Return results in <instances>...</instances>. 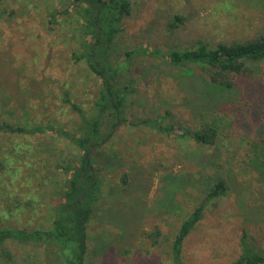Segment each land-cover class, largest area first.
Returning a JSON list of instances; mask_svg holds the SVG:
<instances>
[{"label":"rangeland","instance_id":"obj_1","mask_svg":"<svg viewBox=\"0 0 264 264\" xmlns=\"http://www.w3.org/2000/svg\"><path fill=\"white\" fill-rule=\"evenodd\" d=\"M133 3L117 41L120 62L137 48L167 53L199 42L215 46L264 34V0ZM67 7L60 0H6L0 6V107L13 109L12 119L73 128L79 118L63 102L66 93L87 110L98 98L100 83L84 62L72 57L80 51L79 21L65 15L50 23L51 12ZM176 15L184 22L169 31ZM133 65L130 76L138 92L129 101L131 122L104 151V198L89 224L85 263L172 264V240L200 205L204 218L185 242V264H234L243 255L245 234L246 242L264 255V63L253 80L240 81L215 99L205 94L206 76L200 69L187 75L150 57H139ZM207 114L223 126L215 147L136 124L158 119L164 127L197 129ZM33 139L43 140L24 137ZM12 146L0 133V155ZM21 166L22 175L0 176L6 181L0 178V229L45 227L52 217L53 188L47 196L39 181L45 165L39 163L35 177L28 176L33 173L29 162ZM215 177L224 178L229 189L222 199L210 201L206 188ZM16 197L41 205L35 212L18 210L9 217L8 201L15 203ZM9 248L18 261L28 252L33 264L45 258L39 248Z\"/></svg>","mask_w":264,"mask_h":264},{"label":"trees","instance_id":"obj_2","mask_svg":"<svg viewBox=\"0 0 264 264\" xmlns=\"http://www.w3.org/2000/svg\"><path fill=\"white\" fill-rule=\"evenodd\" d=\"M5 1L0 0V6ZM63 1L68 7L51 12L50 23L65 15L79 21L80 51L73 53L72 57L75 63L84 62L100 83L98 98L87 110L66 93L63 102L79 118L78 125L73 128L12 119L10 113L13 109L0 107V133L13 144L10 150L5 148L0 155V176L5 173L8 176L11 173L22 175L21 164L24 162L27 166L29 162L33 173L28 176L35 177L38 165L42 163L45 166L43 173L40 171L42 176L39 181L46 189V195L49 194L48 189L53 188L50 196H54V199L50 198L54 207L49 225L35 229H0V260L4 264H33L31 252L18 261V256L9 248L10 244L20 249H42L45 253L42 264H86L89 224L104 198V151L119 130L131 122L128 118L129 101L138 92L135 80L130 76L135 60L139 57L162 59L187 75L200 69L206 76L205 94L212 98L235 89L240 81L253 80L264 63V34L244 42L215 46L199 42L195 48L167 53L158 49L148 51L137 48L127 51L126 60L120 62L117 41L124 32V20L132 14L133 0H60ZM183 22L184 18L176 15L168 25L169 31L178 29ZM136 124L193 140L201 147L217 146L223 130L221 122L217 118L210 119L208 114L197 129L179 128L174 124L164 127L162 120L158 119ZM25 136L43 140L33 139L31 143L24 140ZM60 144L63 145L60 147ZM39 153L53 158L47 161L46 158H39ZM11 163L19 166H12ZM0 178L1 183H6L4 177ZM212 182L206 188L207 198L210 201L222 199L229 189L227 181L215 177ZM15 199V203L8 201L9 217L18 210L31 209L35 212L41 205L37 200ZM203 218L204 208L200 205L183 220L172 240V264H185V242ZM245 236L243 255L234 264H264V255L246 242Z\"/></svg>","mask_w":264,"mask_h":264}]
</instances>
